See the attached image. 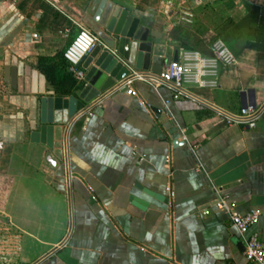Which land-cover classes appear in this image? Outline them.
<instances>
[{
    "label": "crops",
    "instance_id": "crops-1",
    "mask_svg": "<svg viewBox=\"0 0 264 264\" xmlns=\"http://www.w3.org/2000/svg\"><path fill=\"white\" fill-rule=\"evenodd\" d=\"M113 2L158 35L150 40L161 68L176 51L212 58L211 42L229 31L243 37L226 44L236 60L215 61L202 78L214 85L188 82L190 97L179 99L164 86L135 80L131 93L119 81L62 124L59 158L30 139L38 102L78 91L58 95L37 57L63 51L77 24L91 30V0H0V216L12 231L11 263L247 264L214 187L234 212L261 210L248 233L264 240V0ZM183 10L194 15L190 26L177 24ZM251 97L262 111L255 126L228 123Z\"/></svg>",
    "mask_w": 264,
    "mask_h": 264
},
{
    "label": "water",
    "instance_id": "water-1",
    "mask_svg": "<svg viewBox=\"0 0 264 264\" xmlns=\"http://www.w3.org/2000/svg\"><path fill=\"white\" fill-rule=\"evenodd\" d=\"M91 17L90 28L107 46L96 44L88 53L83 55L76 68L84 69V76L78 82V93L70 95L68 99L53 96L41 97L37 109L38 129L30 134L32 142H40L53 149L54 154L62 158L63 151V123L105 91L124 79L133 70H150L159 72L161 59L152 52L151 37L158 35L148 27L139 24V20L128 13V10L115 4L113 0H91L88 8ZM116 49L115 52H112ZM155 53V52H154ZM177 60V51L173 61ZM16 70L6 67L4 80L13 84ZM252 90L242 92L243 96ZM65 107L61 114V107ZM255 108L254 97H251L243 108ZM143 191L158 200L167 201L161 194L147 188ZM131 201L142 208L146 202L132 196ZM244 249V248H243Z\"/></svg>",
    "mask_w": 264,
    "mask_h": 264
},
{
    "label": "built area",
    "instance_id": "built-area-1",
    "mask_svg": "<svg viewBox=\"0 0 264 264\" xmlns=\"http://www.w3.org/2000/svg\"><path fill=\"white\" fill-rule=\"evenodd\" d=\"M194 15L189 10H183L177 17V24L182 26H190L193 23ZM79 31L71 40L70 44L64 50V58L69 63V69L77 83L83 78L84 72L80 68H76L80 58L88 53L96 44H102L104 48L107 46L99 39V37L88 28L77 24ZM212 58L199 57L197 52H190L183 50L180 59L176 61H169L164 64L159 72L150 70H133L120 82L127 91L134 93L132 84L135 80L144 81L153 87L164 86L170 90L171 99H179L182 97H190L191 93L186 88V83L195 82L199 86L214 85L211 81L202 79L206 76L215 74V61L221 64H232L236 60V56L232 50L226 45L221 38L214 39L211 44ZM113 52V51H112ZM170 99H164V104L167 105ZM140 104L144 102L139 101ZM260 108H252L247 106L241 108L237 114H226L225 118L228 123H241L248 128H253L257 119L261 116ZM171 156L166 154L164 163L169 166ZM90 191L91 187L88 188ZM216 193V200L214 207L228 213L231 224L236 228L243 242V254L247 264H264V240L259 237V232L254 231L248 233L251 226L257 224L261 210L254 208L246 213L240 214L234 212L227 204L226 195H224L220 188L214 187ZM172 194V192H171ZM93 200L96 199L94 195L91 196Z\"/></svg>",
    "mask_w": 264,
    "mask_h": 264
},
{
    "label": "trees",
    "instance_id": "trees-1",
    "mask_svg": "<svg viewBox=\"0 0 264 264\" xmlns=\"http://www.w3.org/2000/svg\"><path fill=\"white\" fill-rule=\"evenodd\" d=\"M178 28V26L174 27L170 35L175 36ZM64 50L52 55L40 54L37 57V69L54 87L58 95H69L73 89L75 91L78 89V83L69 69V63L64 58Z\"/></svg>",
    "mask_w": 264,
    "mask_h": 264
},
{
    "label": "rangeland",
    "instance_id": "rangeland-1",
    "mask_svg": "<svg viewBox=\"0 0 264 264\" xmlns=\"http://www.w3.org/2000/svg\"><path fill=\"white\" fill-rule=\"evenodd\" d=\"M220 37L230 48L232 44H240V40L243 38L232 31L226 32V34ZM13 253L14 241L12 239V231L7 227V222L0 216V264H12L10 257Z\"/></svg>",
    "mask_w": 264,
    "mask_h": 264
}]
</instances>
